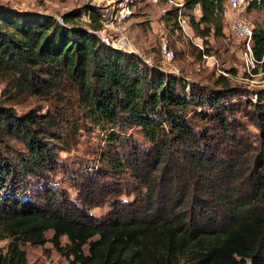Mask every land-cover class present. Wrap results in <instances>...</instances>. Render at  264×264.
<instances>
[{
    "label": "trees",
    "instance_id": "16d2710c",
    "mask_svg": "<svg viewBox=\"0 0 264 264\" xmlns=\"http://www.w3.org/2000/svg\"><path fill=\"white\" fill-rule=\"evenodd\" d=\"M181 1L201 43L194 55L211 56L227 0ZM247 9L263 13V26L250 23L254 73L264 71V0ZM99 11L0 5V264H29L25 247L46 243L67 264H264V89L250 100L227 75L191 83L115 49L94 34ZM163 17L183 35L176 8ZM88 129L100 173L83 175L75 203L53 176L58 150ZM103 203L104 215L89 213Z\"/></svg>",
    "mask_w": 264,
    "mask_h": 264
},
{
    "label": "rangeland",
    "instance_id": "374dc122",
    "mask_svg": "<svg viewBox=\"0 0 264 264\" xmlns=\"http://www.w3.org/2000/svg\"><path fill=\"white\" fill-rule=\"evenodd\" d=\"M18 3L21 4V2ZM87 5L96 7L90 4V0H73L72 2L48 0V3L43 0H34V5L29 4L28 6L31 8L42 6L43 10L59 16L72 9L85 8ZM224 7L223 28L226 35L224 38H208L206 44L204 41L205 48L209 49L208 52L211 56L197 57L194 55L197 52L196 49L199 50L198 47H201V43L188 26H186V33L182 36L177 37L171 33L170 27L167 26L161 13L162 10L167 9L164 0L157 4L151 0H134L131 17L123 22L120 28L109 27L107 35L115 42L123 40L124 47L144 62L155 65L164 72L181 75L191 83L212 85L213 80L223 72L230 78L231 84L239 86L250 100H255L254 93L259 89H264V71L259 68L253 73V70L258 68L256 66L250 73L247 72L241 59L242 44L232 36L229 22L235 17H240L246 19L254 27L263 26V13L258 9L248 10L247 7L240 10L239 13L233 12L228 5V0L225 1ZM162 44H166L174 53V60L170 63L162 58ZM227 70H233L235 75L226 73ZM240 98L239 100L243 102L244 98ZM35 105L34 101L28 100L16 105L15 108L17 112L23 113ZM249 129L251 132L254 130L252 127ZM126 133L141 140L134 129L126 130ZM99 138V134L93 130H83L74 138L75 144L71 145L68 151L58 150L57 158L60 160L61 167L58 168L53 178L59 188L63 189L75 203L79 202L77 188L80 186L82 178L85 177L83 175L95 178L93 173H100V169L95 165L97 164ZM71 173H73L72 177H70ZM100 179L106 184L110 181L116 183V179L104 174L100 175ZM124 180L127 178L124 177ZM114 187L121 191L124 188V183L121 182L117 187L113 185L112 188ZM121 197L128 200L133 198L132 195L125 197L122 195ZM108 208L106 203L97 207L90 206L89 213L92 216L100 217L108 211ZM6 244L7 241H0V248L5 247ZM25 251L29 264H67L66 260L59 256L49 243L42 247L27 245Z\"/></svg>",
    "mask_w": 264,
    "mask_h": 264
},
{
    "label": "built area",
    "instance_id": "2783aa9c",
    "mask_svg": "<svg viewBox=\"0 0 264 264\" xmlns=\"http://www.w3.org/2000/svg\"><path fill=\"white\" fill-rule=\"evenodd\" d=\"M153 3H158L161 0H151ZM165 4L169 7H174L177 10V23L183 34L186 33V22L182 19V11L184 3L181 0H164ZM134 0H113L107 2L105 0H90V4L99 8L100 5L105 7L99 8V19L100 28L94 32V34L101 40V42L110 45L111 47L118 49L123 52L131 53L124 47L123 40L115 42L113 38L107 35V29L120 28L123 22L131 17L133 11ZM258 3L259 0H228V5L233 12H240L245 9L250 3ZM166 10H162L161 13L164 15ZM59 20V18H57ZM75 22L82 27H87L91 23L89 11H81L80 14L75 18ZM229 30L232 36L242 44L241 59L248 73H250L255 66L260 63L256 60L252 50V37L253 30L252 25L243 18L235 17L229 22ZM177 31H175L176 33ZM122 41V42H121ZM134 54V53H133ZM162 58L170 63L173 61L174 55L172 51L167 49L166 44L161 46ZM205 57V56H204ZM223 75H227L221 72Z\"/></svg>",
    "mask_w": 264,
    "mask_h": 264
},
{
    "label": "crops",
    "instance_id": "0c3cea01",
    "mask_svg": "<svg viewBox=\"0 0 264 264\" xmlns=\"http://www.w3.org/2000/svg\"><path fill=\"white\" fill-rule=\"evenodd\" d=\"M36 1H38V0H36ZM43 1L45 3L46 2L48 3V0H43ZM67 1L72 2L73 0H67ZM105 1L110 2L113 0H105ZM18 2H21V4H19ZM26 3H27V5H26ZM29 4L34 5V0H0V5H9L15 9L35 10V11H38L39 13L51 14L48 11L43 10L42 6L31 8L30 6H28ZM56 5H57V3H56ZM103 7H105V6L104 5L99 6V8H103Z\"/></svg>",
    "mask_w": 264,
    "mask_h": 264
},
{
    "label": "water",
    "instance_id": "95a60500",
    "mask_svg": "<svg viewBox=\"0 0 264 264\" xmlns=\"http://www.w3.org/2000/svg\"><path fill=\"white\" fill-rule=\"evenodd\" d=\"M13 9H15V8H13ZM16 10H18L20 12L39 13L38 11H35V10H24V9H16Z\"/></svg>",
    "mask_w": 264,
    "mask_h": 264
}]
</instances>
